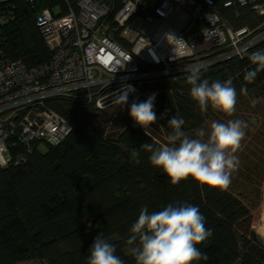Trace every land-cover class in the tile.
<instances>
[{
    "label": "trees",
    "instance_id": "obj_1",
    "mask_svg": "<svg viewBox=\"0 0 264 264\" xmlns=\"http://www.w3.org/2000/svg\"><path fill=\"white\" fill-rule=\"evenodd\" d=\"M13 2L15 20L0 26L6 56L27 67L47 61L51 53L34 24L32 9L21 0ZM221 14L233 29L248 27L256 33L264 20L246 8H222ZM256 51H264V40L242 59L201 71V79L210 83L232 79L237 92L232 116L210 105L206 112L200 110L186 82L190 73L162 86L173 94L163 91L154 102V124L163 128L164 137L172 132L168 121L175 114L185 121L182 131L192 138L200 128L207 133L212 121L247 123L243 146L236 153L239 168L227 189L202 187L191 178L172 185L161 169L151 165L150 153L141 149L146 142L157 144L152 133L130 125L120 137L104 135L97 123L99 113L63 104L56 110L73 128L58 145H46L44 151L35 148L25 162L0 166V264H9V239L18 228L30 238L31 257L46 264H87L90 247L100 233L124 264H136L125 253L131 247L127 244L131 226L143 207L151 213L170 203L197 206L212 233L198 245L208 259L193 264H264V239L251 228L252 210L260 204L264 186V70L253 82L244 80L247 71L258 67L249 59ZM241 87L247 88V95ZM254 100L258 102L253 104ZM153 135L160 138L159 133ZM133 149L140 152L139 163L131 156ZM88 220L94 228L87 227Z\"/></svg>",
    "mask_w": 264,
    "mask_h": 264
},
{
    "label": "built area",
    "instance_id": "obj_2",
    "mask_svg": "<svg viewBox=\"0 0 264 264\" xmlns=\"http://www.w3.org/2000/svg\"><path fill=\"white\" fill-rule=\"evenodd\" d=\"M13 1L0 0V26L15 20ZM21 1L32 9L51 55L27 67L7 57L0 40L1 167L23 163L39 145L56 146L71 132L72 123L56 107L117 117L123 106L114 97L122 86L135 88L127 104L153 93L156 102L163 91L173 94L162 86L193 67L242 59L264 40V29H233L221 14L222 8H246L264 17V0ZM169 33L188 41L191 51L173 59Z\"/></svg>",
    "mask_w": 264,
    "mask_h": 264
},
{
    "label": "clouds",
    "instance_id": "obj_3",
    "mask_svg": "<svg viewBox=\"0 0 264 264\" xmlns=\"http://www.w3.org/2000/svg\"><path fill=\"white\" fill-rule=\"evenodd\" d=\"M166 39L173 46V59L191 51L188 41L173 34H166ZM139 54V53H138ZM137 54V55H138ZM254 70L247 71L244 80L251 83L258 72L264 70V51H256L249 57ZM190 85L191 98L198 104L202 112L213 110L227 116L236 111L237 92L232 79L225 82L201 79V66L190 70L186 78ZM132 85H124L115 93L114 103L124 106L128 102ZM240 92L247 95L246 87ZM155 93L147 100L130 106V116L137 125L149 129L156 122L154 111ZM258 101L254 100L253 104ZM185 121L177 114L168 121L172 132L166 136V143H144L141 149L150 153L151 165L161 169L170 179L172 185L191 178L202 187L227 189L231 184L232 173L239 168V157L236 155L245 138L247 123L240 119H229L226 123L212 121L206 133L204 128L195 132L192 138L182 126ZM207 135V139H204ZM131 156L139 163L140 152L133 149ZM131 235L127 244L131 245L129 253L136 264H193L208 256L202 253L198 245L208 239L212 233L205 227V218L199 208L189 204H168L162 210L149 213L143 207L138 219L131 226ZM116 248L102 234H98L90 247L87 264H124L115 255Z\"/></svg>",
    "mask_w": 264,
    "mask_h": 264
},
{
    "label": "rangeland",
    "instance_id": "obj_4",
    "mask_svg": "<svg viewBox=\"0 0 264 264\" xmlns=\"http://www.w3.org/2000/svg\"><path fill=\"white\" fill-rule=\"evenodd\" d=\"M256 30L261 31L264 29V20L258 23ZM132 103H128L123 106L117 112V117H113L111 113L96 112L91 110V113L97 114L99 128L104 130V135L113 134V136L120 137L122 133L128 128V126L133 125L135 121L130 116V106ZM216 111V110H215ZM217 112V111H216ZM262 121V119H259ZM151 128V129H150ZM149 131L152 132L153 139L156 143H166V137L161 131L160 127H156L152 124ZM159 133L160 138L155 137L153 134ZM245 144V143H244ZM242 144L240 149L242 148ZM39 150H45L43 145L38 146ZM87 212H85V216ZM252 225L251 228L255 231L262 239H264V186H262V199L258 207L252 210ZM88 228H94V225L90 220L87 221ZM10 247V262L9 264H46L43 260L32 258V244L28 234L22 229L18 228L12 232L9 239ZM130 248V247H129ZM129 248L125 249V253H129Z\"/></svg>",
    "mask_w": 264,
    "mask_h": 264
}]
</instances>
